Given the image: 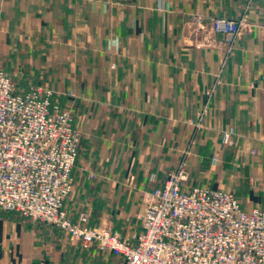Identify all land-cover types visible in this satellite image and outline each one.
Returning <instances> with one entry per match:
<instances>
[{"label": "crops", "instance_id": "obj_1", "mask_svg": "<svg viewBox=\"0 0 264 264\" xmlns=\"http://www.w3.org/2000/svg\"><path fill=\"white\" fill-rule=\"evenodd\" d=\"M244 16L229 51L211 25ZM0 70L72 107L73 220L86 213L89 227L134 242L144 193L182 161L186 188L231 191L264 211V0H0ZM0 264L125 262L0 210Z\"/></svg>", "mask_w": 264, "mask_h": 264}, {"label": "built area", "instance_id": "obj_2", "mask_svg": "<svg viewBox=\"0 0 264 264\" xmlns=\"http://www.w3.org/2000/svg\"><path fill=\"white\" fill-rule=\"evenodd\" d=\"M246 26L247 16L216 19L210 33L224 35L230 51ZM54 97L40 85L20 93L0 70V210L54 226L84 248L96 244L125 264H264V211L244 209L231 191L186 188L185 161L163 186L144 193L142 232L134 242L107 227H89L86 213L73 220L65 203L82 135L71 110ZM232 134H224L225 144Z\"/></svg>", "mask_w": 264, "mask_h": 264}, {"label": "rangeland", "instance_id": "obj_3", "mask_svg": "<svg viewBox=\"0 0 264 264\" xmlns=\"http://www.w3.org/2000/svg\"><path fill=\"white\" fill-rule=\"evenodd\" d=\"M2 68V67H1ZM7 75L14 81V83L21 89V88H23V85H22V83H21V80H20V75H18V77L17 78H15V74L14 73H11V72H7ZM34 86H39V85H34ZM40 86H45V85H40ZM50 88V87H49ZM50 89H52V88H50ZM53 90V89H52ZM55 91V90H54ZM54 100L55 101H58L59 103H60V101H59V99L56 97V92H55V97H54ZM61 104V103H60ZM66 106V108H69L70 110H71V112H72V114H73V110H72V107L71 106H69V105H65ZM73 116H74V114H73ZM202 120H199L197 123H196V127L197 128H200L201 126H202ZM74 124H75V122H74ZM76 126V125H75ZM77 127V126H76ZM82 144V143H81ZM80 150H81V147H80ZM80 150H79V155H80ZM78 158H79V156H78ZM77 161H78V159H77ZM186 162V161H185ZM77 163V162H76ZM181 163V162H180ZM75 166H76V164H75ZM179 166V165H178ZM178 166L176 167V168H174V169H171L172 171H168V175H170V174H172L177 168H178ZM75 168V167H74ZM188 168H187V163H186V171H187V174H188V170H187ZM165 173H167V171H165ZM189 177V176H188ZM191 182H193L192 180H191ZM189 185H190V183H189ZM73 193V192H72ZM71 196V195H70ZM69 199V198H68ZM65 209H66V203H65ZM67 210V209H66ZM2 211V210H1ZM143 211V210H142ZM4 212V211H3ZM68 212V211H67ZM141 214V213H140ZM19 216V215H18ZM72 216V215H71ZM22 218V217H21ZM139 219V218H138ZM77 221V220H76ZM103 227H105V226H103Z\"/></svg>", "mask_w": 264, "mask_h": 264}, {"label": "trees", "instance_id": "obj_4", "mask_svg": "<svg viewBox=\"0 0 264 264\" xmlns=\"http://www.w3.org/2000/svg\"><path fill=\"white\" fill-rule=\"evenodd\" d=\"M28 90V89H27ZM26 89H23V88H19V87H17V91L18 92H20V93H23V92H25V91H27ZM61 103V102H60ZM61 105L63 106V107H66L65 105H63L62 103H61ZM93 228H95V227H93Z\"/></svg>", "mask_w": 264, "mask_h": 264}]
</instances>
